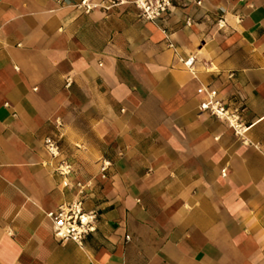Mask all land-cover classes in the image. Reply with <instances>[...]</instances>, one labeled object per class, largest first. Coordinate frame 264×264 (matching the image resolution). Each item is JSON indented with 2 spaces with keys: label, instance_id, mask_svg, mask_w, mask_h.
Here are the masks:
<instances>
[{
  "label": "crops",
  "instance_id": "0c3cea01",
  "mask_svg": "<svg viewBox=\"0 0 264 264\" xmlns=\"http://www.w3.org/2000/svg\"><path fill=\"white\" fill-rule=\"evenodd\" d=\"M80 1L0 0V264H264V0ZM80 187L96 230L60 242Z\"/></svg>",
  "mask_w": 264,
  "mask_h": 264
},
{
  "label": "built area",
  "instance_id": "2783aa9c",
  "mask_svg": "<svg viewBox=\"0 0 264 264\" xmlns=\"http://www.w3.org/2000/svg\"><path fill=\"white\" fill-rule=\"evenodd\" d=\"M132 3L139 11L141 18L155 24L164 21L172 7V0H133ZM98 6L101 4H92L88 0H81L75 5L76 9L84 13H89ZM193 62L194 56H189L183 63L187 68H191ZM68 85L69 81L66 82V86ZM197 94L202 97L198 106L199 111L206 112L224 122L235 135H242L246 128L240 122V112L237 109H230L228 104L220 98L217 90L200 87L197 89ZM44 147L52 157L59 155V145L54 138H45ZM109 165V162L103 161L100 167L101 173H104ZM58 171L67 175L70 172V166L61 162ZM78 193L77 199L64 203L47 213L52 223L53 236L60 242L72 241L82 245L85 238L96 230L97 215L94 211L84 209L82 187Z\"/></svg>",
  "mask_w": 264,
  "mask_h": 264
}]
</instances>
